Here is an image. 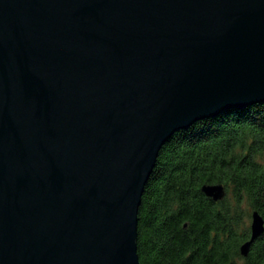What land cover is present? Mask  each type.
<instances>
[{
	"label": "water",
	"instance_id": "obj_1",
	"mask_svg": "<svg viewBox=\"0 0 264 264\" xmlns=\"http://www.w3.org/2000/svg\"><path fill=\"white\" fill-rule=\"evenodd\" d=\"M255 103L264 0H0V264H140L161 147Z\"/></svg>",
	"mask_w": 264,
	"mask_h": 264
},
{
	"label": "trees",
	"instance_id": "obj_2",
	"mask_svg": "<svg viewBox=\"0 0 264 264\" xmlns=\"http://www.w3.org/2000/svg\"><path fill=\"white\" fill-rule=\"evenodd\" d=\"M138 208L140 264H264V103L229 109L180 130L159 150ZM221 184L224 198L204 195Z\"/></svg>",
	"mask_w": 264,
	"mask_h": 264
},
{
	"label": "bare ground",
	"instance_id": "obj_3",
	"mask_svg": "<svg viewBox=\"0 0 264 264\" xmlns=\"http://www.w3.org/2000/svg\"><path fill=\"white\" fill-rule=\"evenodd\" d=\"M255 104H256V103H255ZM255 104H254V105H255Z\"/></svg>",
	"mask_w": 264,
	"mask_h": 264
}]
</instances>
